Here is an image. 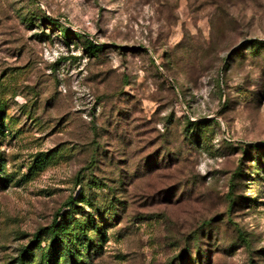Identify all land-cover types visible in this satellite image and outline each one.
I'll return each mask as SVG.
<instances>
[{
	"label": "rangeland",
	"instance_id": "1",
	"mask_svg": "<svg viewBox=\"0 0 264 264\" xmlns=\"http://www.w3.org/2000/svg\"><path fill=\"white\" fill-rule=\"evenodd\" d=\"M54 224L53 264H264V0H0V264Z\"/></svg>",
	"mask_w": 264,
	"mask_h": 264
},
{
	"label": "trees",
	"instance_id": "2",
	"mask_svg": "<svg viewBox=\"0 0 264 264\" xmlns=\"http://www.w3.org/2000/svg\"><path fill=\"white\" fill-rule=\"evenodd\" d=\"M49 22H52V20L48 19ZM62 34L64 36V39L66 41H68L70 32L69 31H62ZM84 34H80V38H83ZM88 46H89V50L92 51L93 53H96L99 48L91 43L88 42ZM80 233H79V241H81V245H85L86 242L90 241L88 240V238L86 237V231L85 229L80 228ZM47 233H50L51 236V240L48 243L47 246V251L43 254V260L45 261L46 264H49L51 262V260L53 261L51 264L54 263V261L58 260V255L56 254L57 250L59 249V244L64 242L65 238H67L69 235V233L67 232V228L65 225H52L49 227ZM85 233V234H84ZM38 238V236H35V239ZM77 240V241H78ZM84 240V241H83ZM38 242V241H37ZM93 247H95L93 244H89L87 247V250L90 251ZM24 253H26V250L23 251ZM24 253L22 254V257L20 259V264H23V256Z\"/></svg>",
	"mask_w": 264,
	"mask_h": 264
}]
</instances>
